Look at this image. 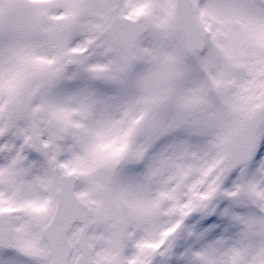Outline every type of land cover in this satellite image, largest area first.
I'll list each match as a JSON object with an SVG mask.
<instances>
[{"label": "snow or ice", "instance_id": "snow-or-ice-1", "mask_svg": "<svg viewBox=\"0 0 264 264\" xmlns=\"http://www.w3.org/2000/svg\"><path fill=\"white\" fill-rule=\"evenodd\" d=\"M0 264H264V0H0Z\"/></svg>", "mask_w": 264, "mask_h": 264}]
</instances>
